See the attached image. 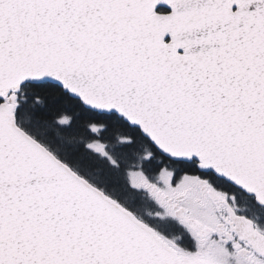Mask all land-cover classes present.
<instances>
[{"label": "snow or ice", "instance_id": "obj_1", "mask_svg": "<svg viewBox=\"0 0 264 264\" xmlns=\"http://www.w3.org/2000/svg\"><path fill=\"white\" fill-rule=\"evenodd\" d=\"M0 264H264V0H0Z\"/></svg>", "mask_w": 264, "mask_h": 264}]
</instances>
